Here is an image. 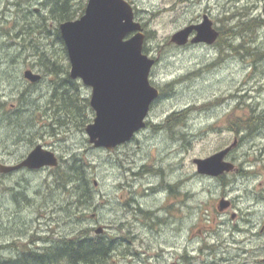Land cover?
<instances>
[{
    "label": "rangeland",
    "instance_id": "rangeland-1",
    "mask_svg": "<svg viewBox=\"0 0 264 264\" xmlns=\"http://www.w3.org/2000/svg\"><path fill=\"white\" fill-rule=\"evenodd\" d=\"M128 1L145 30V53L157 61L151 82L163 96L150 126L110 151L91 144L86 131L96 117L92 89L65 81L43 61L48 55L60 71L69 65L70 74L65 45L31 39L46 29L35 23L41 16L24 9H41L44 20L61 23L46 0H0V164H17L38 145L60 161L40 171L0 173V257L102 229L118 245L109 264H264V0ZM205 15L220 33L218 45L171 41ZM241 21L256 23L245 40L231 35ZM27 70L42 80L29 82ZM55 85L79 98L71 114L53 99ZM175 113L184 115L182 123L159 128ZM251 119L257 130L236 132V121ZM236 140L226 159L235 172L225 179L198 173L195 159ZM75 157L87 170L90 205L78 202L86 195L82 184L58 177ZM223 199L232 205L220 211Z\"/></svg>",
    "mask_w": 264,
    "mask_h": 264
},
{
    "label": "water",
    "instance_id": "water-1",
    "mask_svg": "<svg viewBox=\"0 0 264 264\" xmlns=\"http://www.w3.org/2000/svg\"><path fill=\"white\" fill-rule=\"evenodd\" d=\"M193 32H196L193 44L212 45L219 36L205 16L201 24L186 27L171 41L185 46ZM61 33L71 62V78L81 79L92 88L90 103L96 117L86 129L90 143L112 150L132 141L146 128L151 106L160 97V91L150 82L156 60L144 53L146 35L135 19L133 6L127 0H89L85 14L63 23ZM25 78L36 83L41 76L28 70ZM236 146L237 141L208 158L195 159L198 173L217 178L233 172L235 165L226 161V157ZM58 165L56 153L38 145L19 164H0V173ZM230 205L229 200L223 199L219 210L224 211ZM96 232L100 234L103 230Z\"/></svg>",
    "mask_w": 264,
    "mask_h": 264
},
{
    "label": "trees",
    "instance_id": "trees-1",
    "mask_svg": "<svg viewBox=\"0 0 264 264\" xmlns=\"http://www.w3.org/2000/svg\"><path fill=\"white\" fill-rule=\"evenodd\" d=\"M86 1L87 0H85V3L83 2L81 4V7L75 0H46L45 5L50 7L51 14L54 15L57 20L64 22L67 20H74L76 16H78L77 14L82 16L84 14ZM252 21H241L238 23V31L236 32L232 29L234 33L231 35L245 40L246 36L249 35L248 32L253 31L254 26H256V23ZM234 36H230L229 38ZM240 47L244 48V46ZM144 52H146L145 49ZM246 54V56H258L254 55L251 51H246ZM41 56L43 57L44 63H48L47 67L51 66L50 71L53 73L55 72L57 75L59 74L60 76H64L62 78H67L65 81L72 82L69 74V65L67 67L63 66L60 71V66H62L61 64H57L52 59H49L48 55ZM64 56L67 58V55ZM56 85L52 88V90H54L53 99L56 98L63 101L66 106V110L64 112L66 114H68V112L71 114L74 109L71 104L74 105V103H77L79 98L77 96L74 97V95L70 94L69 90L67 91L64 87L58 88ZM183 119V114H175L167 120L164 126H159V128L162 129L166 127L171 130L175 128L176 125L182 123ZM255 120L256 119H251L249 121H236V132L239 133L243 129H247L249 132L253 133L258 128V122ZM14 123V126L19 128L18 126H20V124L16 125L17 121ZM81 161L82 160L78 157L70 160L68 162L69 165L67 170L63 171V173L58 177L60 181L67 184H82L86 190V195L78 202L90 205L93 200V195L89 192L87 170ZM221 179H225V177L223 176ZM62 186L64 187L65 185L63 184ZM117 249L118 245H116V241H113L112 238L107 239L105 236L100 234H97L95 237H91L87 230H85L78 236L62 239L53 245H49L42 251L28 248L24 250L22 249L17 258L0 257V264H109L111 257Z\"/></svg>",
    "mask_w": 264,
    "mask_h": 264
},
{
    "label": "flooded vegetation",
    "instance_id": "flooded-vegetation-1",
    "mask_svg": "<svg viewBox=\"0 0 264 264\" xmlns=\"http://www.w3.org/2000/svg\"><path fill=\"white\" fill-rule=\"evenodd\" d=\"M48 9L49 8H47L46 7V9H45V12H47L48 11ZM257 9H258V7H257ZM256 9V10H257ZM25 10V12L26 13H28L29 14V17H31V16H33V15H38V16H41V17H39V18H41V19H39L38 20V22H35V23H38L39 24V26H41V24H40V22H42L43 23V26L45 25V29H46V34L41 30V31H39V30H37L36 31V34L34 35V36H32L31 37V39L33 40V41H37V37L40 35L41 36V38H43V36L45 37V40H47L48 42H52V40H61V33H60V24H58V25H56L55 23H54V20H52V19H45L44 20V18L45 17H47V16H42V10L40 9H35L34 10V12L32 13H29L26 9H24ZM253 13H255V11H253ZM206 16V15H205ZM205 16L203 17V18H205ZM25 18V17H24ZM28 18V17H27ZM261 20L260 21H262V17H259ZM253 19V18H252ZM50 20H52L53 22H49ZM204 20V19H203ZM28 22H30V21H28ZM51 26H49V25ZM200 24V23H199ZM193 25V24H192ZM42 27V26H41ZM31 28V27H30ZM37 28H39L38 26H37ZM27 29H25L22 33H25V34H27ZM219 32V31H218ZM220 34V33H219ZM219 40H220V35H219V37H218V40L216 41V43H214L213 45H211V46H208V45H205V44H202V45H204V46H208V47H215L216 45H218V43H219ZM207 47V48H208ZM160 91H161V89H160ZM157 103V102H156ZM156 103H154V105L152 106V108L155 106V104ZM175 114H180V113H175ZM174 114V115H175ZM150 117V116H149ZM150 119V118H149ZM149 119H148V121H149ZM236 218V216H234L233 217V219H235Z\"/></svg>",
    "mask_w": 264,
    "mask_h": 264
},
{
    "label": "bare ground",
    "instance_id": "bare-ground-1",
    "mask_svg": "<svg viewBox=\"0 0 264 264\" xmlns=\"http://www.w3.org/2000/svg\"><path fill=\"white\" fill-rule=\"evenodd\" d=\"M154 178V177H153ZM157 212V211H156Z\"/></svg>",
    "mask_w": 264,
    "mask_h": 264
}]
</instances>
